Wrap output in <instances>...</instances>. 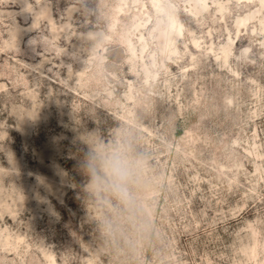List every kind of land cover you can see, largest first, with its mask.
<instances>
[{"label":"rangeland","instance_id":"374dc122","mask_svg":"<svg viewBox=\"0 0 264 264\" xmlns=\"http://www.w3.org/2000/svg\"><path fill=\"white\" fill-rule=\"evenodd\" d=\"M0 264H264V0H0Z\"/></svg>","mask_w":264,"mask_h":264},{"label":"clouds","instance_id":"9594fccd","mask_svg":"<svg viewBox=\"0 0 264 264\" xmlns=\"http://www.w3.org/2000/svg\"><path fill=\"white\" fill-rule=\"evenodd\" d=\"M110 166L112 172L116 175L119 180L123 181L124 179H126L127 171L124 167V162L121 161L119 157L114 158Z\"/></svg>","mask_w":264,"mask_h":264}]
</instances>
